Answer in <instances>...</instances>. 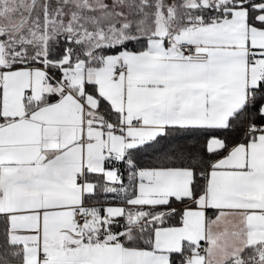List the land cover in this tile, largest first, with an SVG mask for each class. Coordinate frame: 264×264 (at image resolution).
<instances>
[{"label":"snow or ice","instance_id":"1","mask_svg":"<svg viewBox=\"0 0 264 264\" xmlns=\"http://www.w3.org/2000/svg\"><path fill=\"white\" fill-rule=\"evenodd\" d=\"M0 264H264V0H0Z\"/></svg>","mask_w":264,"mask_h":264}]
</instances>
